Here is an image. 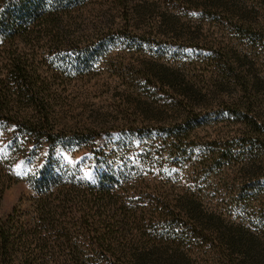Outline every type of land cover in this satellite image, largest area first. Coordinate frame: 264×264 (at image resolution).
<instances>
[{"label": "rangeland", "instance_id": "obj_1", "mask_svg": "<svg viewBox=\"0 0 264 264\" xmlns=\"http://www.w3.org/2000/svg\"><path fill=\"white\" fill-rule=\"evenodd\" d=\"M205 2L209 4V0H132L128 20L114 0H90L71 12L74 40L67 38L59 46L64 69L52 82L58 101L54 114L68 126L83 127L86 136L62 148L57 143L35 148L31 157L15 159L17 155L4 151L11 133L0 123V173L8 185L0 216L9 215L14 208L29 207L34 195L32 182L49 171L67 172L91 187L104 173L117 171L118 175L132 172L139 179L138 192L142 193L136 192L134 197L139 205L171 201L172 210L187 223L205 228L201 217L199 222L189 219L187 214L193 212L189 203L176 205L194 196L202 210L216 215L222 224L218 229L205 228L207 233L200 228L206 239L193 236L184 243L192 253L199 250L189 254L195 258L193 264H205L211 258L203 250L218 247L224 229L241 225L254 235L264 232V189L261 201L241 205L247 206L249 216L243 218L241 206L234 204L238 203V192L247 185H264V163L259 169H248L243 164L249 159L243 158L204 166L214 150H223L237 135L233 123L210 116V123L190 131L184 147L190 154L179 156L177 151L165 150L167 142L175 138L166 128L182 112L176 102L183 99L186 83L198 90V96L194 95L197 102L209 104L204 113L220 108L218 96L227 91L211 92L208 84L210 78L222 79L228 74L221 72L219 64L224 49L230 59L238 56L240 72H251L264 84V46L247 39L241 30L242 15L257 18L250 13L258 10L257 0H215V6ZM172 78L179 79V88L168 84L166 80ZM24 109L29 110V104ZM121 152V159L114 157ZM244 178H248L246 183Z\"/></svg>", "mask_w": 264, "mask_h": 264}, {"label": "trees", "instance_id": "obj_2", "mask_svg": "<svg viewBox=\"0 0 264 264\" xmlns=\"http://www.w3.org/2000/svg\"><path fill=\"white\" fill-rule=\"evenodd\" d=\"M88 1L0 0V123H4L3 130L11 133L4 151L17 155L15 159L31 157L35 148L46 149L55 143L62 148L86 136L83 127L68 126L56 118L58 101L52 82L60 78L64 69L59 59L61 41L74 40L69 15ZM114 1L121 6L124 20L130 19L132 0ZM256 3L258 10L250 13L257 18L242 15L241 30L247 39L264 46V0ZM205 4L215 6V0ZM220 55L221 72L228 74L224 73L222 79L210 78L208 87L213 88L211 92L226 89L222 97L227 98L223 101L218 96L220 108L206 114L209 104L197 102L194 95L198 96V90L186 83L183 99L176 102L181 110L173 109L182 112L166 128L175 138L167 142L165 150L177 151L179 156L190 154L184 148L190 131L206 126L210 116H217L233 123L237 135L223 145V150H214L204 166L248 158L243 166L259 169L258 165L264 163V98L260 96L263 79L251 72H240L238 56L230 59L225 49ZM178 80L166 81L179 88ZM25 104H29V110L24 109ZM123 156V152L114 155L119 159ZM114 173H104L94 187L67 172L49 171L40 180L35 179L30 206L14 208L9 215L0 216V264H193L195 258L189 254L196 253V248L192 253L184 243L193 236L206 239L200 230L203 227L187 223L172 210L171 201L157 206L149 202L139 205L134 198L142 193L138 192L139 179L132 172ZM247 180L244 178V183ZM6 182L0 173V204L8 187ZM263 189L262 184L247 185L238 192V203L234 204L248 206L249 202L261 201ZM156 196L169 198L165 194ZM180 201L176 204L179 207L191 205L193 212L187 215L196 220L193 222H199L201 217L204 227L211 231L222 225L215 214L202 210L194 196ZM247 206H241L243 218L250 214L245 210ZM220 236L218 247L203 250L211 256L208 261L264 264V232L254 235L238 225L224 229Z\"/></svg>", "mask_w": 264, "mask_h": 264}]
</instances>
